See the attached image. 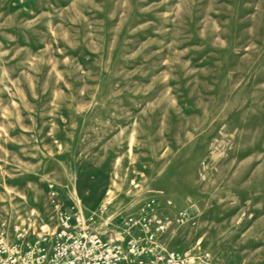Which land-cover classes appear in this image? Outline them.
<instances>
[{
    "label": "rangeland",
    "instance_id": "obj_1",
    "mask_svg": "<svg viewBox=\"0 0 264 264\" xmlns=\"http://www.w3.org/2000/svg\"><path fill=\"white\" fill-rule=\"evenodd\" d=\"M58 208L264 264V0H0V232Z\"/></svg>",
    "mask_w": 264,
    "mask_h": 264
},
{
    "label": "built area",
    "instance_id": "obj_2",
    "mask_svg": "<svg viewBox=\"0 0 264 264\" xmlns=\"http://www.w3.org/2000/svg\"><path fill=\"white\" fill-rule=\"evenodd\" d=\"M111 204L107 199L100 213L104 215ZM57 213L62 223L51 233L31 235L26 223L15 227L13 239L0 232V264H215L202 247L179 251L163 245L165 224L152 216H130L121 228L106 230L93 216L73 225L78 208H58Z\"/></svg>",
    "mask_w": 264,
    "mask_h": 264
}]
</instances>
